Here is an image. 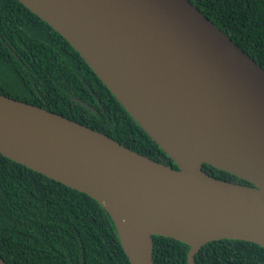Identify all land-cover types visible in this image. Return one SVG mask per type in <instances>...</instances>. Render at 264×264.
Returning a JSON list of instances; mask_svg holds the SVG:
<instances>
[{"label":"water","instance_id":"1","mask_svg":"<svg viewBox=\"0 0 264 264\" xmlns=\"http://www.w3.org/2000/svg\"><path fill=\"white\" fill-rule=\"evenodd\" d=\"M18 1L69 41L177 167L2 93L0 154L94 198L131 264H154L153 235L188 244L189 264L213 240L264 248V68L188 0ZM170 128L190 133L185 162Z\"/></svg>","mask_w":264,"mask_h":264},{"label":"trees","instance_id":"2","mask_svg":"<svg viewBox=\"0 0 264 264\" xmlns=\"http://www.w3.org/2000/svg\"><path fill=\"white\" fill-rule=\"evenodd\" d=\"M264 68V0H188ZM0 93L98 130L154 160L170 156L79 52L18 0H0ZM210 175L252 184L204 163ZM189 245L153 235L154 264H189ZM0 257L8 264H131L109 213L91 196L0 154ZM197 264H264L252 241L204 244Z\"/></svg>","mask_w":264,"mask_h":264},{"label":"bare ground","instance_id":"3","mask_svg":"<svg viewBox=\"0 0 264 264\" xmlns=\"http://www.w3.org/2000/svg\"><path fill=\"white\" fill-rule=\"evenodd\" d=\"M170 129L171 130L166 133V140L169 142L172 141V144H170L171 149L180 160L185 162L191 147L190 133L188 131H181L178 133L175 128Z\"/></svg>","mask_w":264,"mask_h":264}]
</instances>
